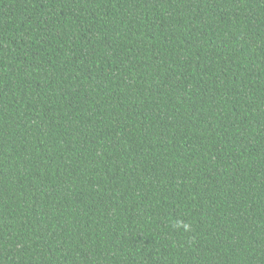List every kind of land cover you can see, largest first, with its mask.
<instances>
[{
    "label": "trees",
    "instance_id": "16d2710c",
    "mask_svg": "<svg viewBox=\"0 0 264 264\" xmlns=\"http://www.w3.org/2000/svg\"><path fill=\"white\" fill-rule=\"evenodd\" d=\"M0 264H264V0H0Z\"/></svg>",
    "mask_w": 264,
    "mask_h": 264
}]
</instances>
